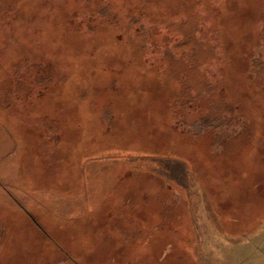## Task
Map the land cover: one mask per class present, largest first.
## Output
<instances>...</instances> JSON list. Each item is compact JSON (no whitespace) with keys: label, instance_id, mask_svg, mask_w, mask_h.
Returning a JSON list of instances; mask_svg holds the SVG:
<instances>
[{"label":"rangeland","instance_id":"374dc122","mask_svg":"<svg viewBox=\"0 0 264 264\" xmlns=\"http://www.w3.org/2000/svg\"><path fill=\"white\" fill-rule=\"evenodd\" d=\"M0 264H264V0H0Z\"/></svg>","mask_w":264,"mask_h":264},{"label":"trees","instance_id":"16d2710c","mask_svg":"<svg viewBox=\"0 0 264 264\" xmlns=\"http://www.w3.org/2000/svg\"><path fill=\"white\" fill-rule=\"evenodd\" d=\"M76 12L77 11L70 12L68 14V19L66 21L67 22L69 21V22L72 23V21L74 19L76 20L77 16L79 15V14L77 15ZM88 16H90V15H88ZM77 20L79 21L80 19H77ZM182 24H183L182 22H178L176 20H173L172 22H169V20H166V19L163 20V22L161 23V25H164L165 28L169 30L168 33L172 34V36H167L166 35L165 39L163 41L164 44L161 43L162 46L165 47L166 50H167V52H166L167 53V55H166L167 58H171V59L183 58L184 59L186 55H190V56L191 55H196V53H198L201 50V49H199L200 47L197 46L198 44H196V41H194L192 38H191L190 41H187V37L189 36L188 35L189 33L185 30L186 29V27H184L185 24H183V26H182ZM149 31L152 32L151 29ZM157 33L158 32H156L155 34H157ZM161 37H162V35H161ZM152 42H154V41H152ZM152 46H153V48L157 47V45L155 43H153ZM153 48H151L149 50L151 51ZM207 52H209L206 55V57L208 59L207 63H209L211 60H213L212 59L213 56H216V55H215V53L213 51V48L207 49ZM202 64H205V63H202ZM193 91H194L195 95L194 94L190 95L191 93L189 92V94H188V92H187L186 94L188 95V97H194L197 94H199V89L198 88H196V87L193 88ZM182 101L186 102V101H189V99L182 100ZM208 103H209V101H208ZM212 104H209V106L210 107L212 106V109L216 110L217 104H214V103H212ZM185 106L187 107V109H190L192 105H191V103L189 101V104L187 103V105H185ZM220 110H222V109H220ZM221 113L223 114V111H221ZM218 119H219V117H218ZM226 120H229V118H226Z\"/></svg>","mask_w":264,"mask_h":264}]
</instances>
